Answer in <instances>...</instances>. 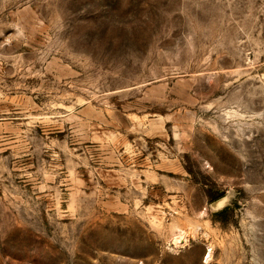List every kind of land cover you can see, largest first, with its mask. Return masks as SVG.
<instances>
[{
    "label": "rangeland",
    "instance_id": "1",
    "mask_svg": "<svg viewBox=\"0 0 264 264\" xmlns=\"http://www.w3.org/2000/svg\"><path fill=\"white\" fill-rule=\"evenodd\" d=\"M0 264H264V0H0Z\"/></svg>",
    "mask_w": 264,
    "mask_h": 264
},
{
    "label": "bare ground",
    "instance_id": "2",
    "mask_svg": "<svg viewBox=\"0 0 264 264\" xmlns=\"http://www.w3.org/2000/svg\"><path fill=\"white\" fill-rule=\"evenodd\" d=\"M225 201V198H221L217 201H215L214 203H212V207L213 208H219L222 206L223 202ZM185 241V238L184 236L182 235V233H179L178 235H176L174 237V243L177 244V245H180V244H183ZM211 248L208 250L207 252V255H206V258H205V262L209 260L210 256H211Z\"/></svg>",
    "mask_w": 264,
    "mask_h": 264
}]
</instances>
